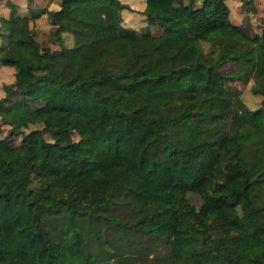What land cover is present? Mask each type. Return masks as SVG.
<instances>
[{"label":"trees","instance_id":"16d2710c","mask_svg":"<svg viewBox=\"0 0 264 264\" xmlns=\"http://www.w3.org/2000/svg\"><path fill=\"white\" fill-rule=\"evenodd\" d=\"M193 3L144 0L155 34L124 25L121 0H0V108L12 92L51 97L41 126L65 136L39 138L44 172L65 162L49 184L14 187L9 150L0 166V227L24 264H264V16L249 32L224 0ZM41 14L49 43L33 26ZM231 78L251 79L259 104ZM77 127L109 161L70 138ZM170 175L210 185L219 205L181 206ZM236 204L232 224L222 208Z\"/></svg>","mask_w":264,"mask_h":264},{"label":"rangeland","instance_id":"374dc122","mask_svg":"<svg viewBox=\"0 0 264 264\" xmlns=\"http://www.w3.org/2000/svg\"><path fill=\"white\" fill-rule=\"evenodd\" d=\"M126 2L132 9H121L122 23L142 31L146 26L152 33L160 32V25L154 20H147L140 11L144 0H121ZM177 5H182L187 0H172ZM201 0H194L198 4ZM228 5L229 19L244 27L249 32H260V17L264 16V3L262 0H251V6L247 5L248 0H224ZM39 33L38 38L44 39L48 34L49 24L47 18L41 14L33 23ZM63 43L69 44L71 37L63 32ZM44 41L50 42L47 38ZM205 48L206 42H202ZM227 65V64H226ZM8 76L6 72L3 75ZM252 80L241 82L236 79H228L227 86L249 107L259 104L262 95L252 91L250 85ZM53 100L45 95H38L35 98L22 97L17 92H12L5 99V106L0 108V166L5 160L6 151L10 152V161L5 173L11 178L12 184L18 189L36 187L53 182L65 174L64 161L58 164L53 173L44 172L37 164V158L41 153L39 138L60 143L64 141V134L59 131H52L42 128L43 111L52 106ZM70 138L84 144L90 158L103 162L109 161V155L105 143L93 139L82 128L77 127L70 132ZM170 184L179 191V204L183 207L193 206L199 211L209 206L219 205V198L210 185H202L197 189H187L173 175L169 176ZM223 209L227 221L232 224L242 222L241 208L238 204L231 209ZM261 246L254 238L247 239L245 253L249 256H258ZM0 257L5 258L9 264H24V261L17 254L13 243L7 233L0 227Z\"/></svg>","mask_w":264,"mask_h":264},{"label":"crops","instance_id":"0c3cea01","mask_svg":"<svg viewBox=\"0 0 264 264\" xmlns=\"http://www.w3.org/2000/svg\"><path fill=\"white\" fill-rule=\"evenodd\" d=\"M175 4H176V3H175ZM143 5H144V4H143ZM176 5H177V4H176ZM142 7H143V6H142ZM142 7H141V8H142Z\"/></svg>","mask_w":264,"mask_h":264}]
</instances>
